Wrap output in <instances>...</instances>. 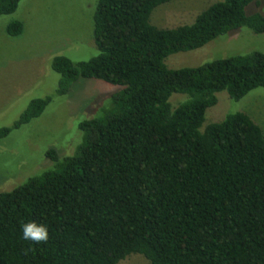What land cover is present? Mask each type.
Segmentation results:
<instances>
[{
    "label": "trees",
    "instance_id": "16d2710c",
    "mask_svg": "<svg viewBox=\"0 0 264 264\" xmlns=\"http://www.w3.org/2000/svg\"><path fill=\"white\" fill-rule=\"evenodd\" d=\"M170 0H95V54L58 55L53 96L78 79L117 86L100 113L77 123L73 151H44L45 167L0 191V264H116L139 254L149 264H264V138L242 112L201 130L204 111L225 91L238 100L264 89V52L252 50L168 68L165 58L244 27L264 33L253 0H218L189 24L158 28L150 12ZM19 0H0V15ZM8 36L22 31L12 20ZM187 99L170 109L168 97ZM52 95L29 100L0 138L38 117ZM178 103V102H177ZM96 112V111H95ZM43 224L48 240H25Z\"/></svg>",
    "mask_w": 264,
    "mask_h": 264
},
{
    "label": "rangeland",
    "instance_id": "374dc122",
    "mask_svg": "<svg viewBox=\"0 0 264 264\" xmlns=\"http://www.w3.org/2000/svg\"><path fill=\"white\" fill-rule=\"evenodd\" d=\"M216 1L170 0L150 12L149 22L158 28L189 24ZM94 4L95 0H19L14 12L0 15V127L10 125L29 100L52 95L38 117L0 138V191L10 190L45 167L47 148L58 155L71 154L79 138L77 123L99 114V107L118 89L100 80L78 79L65 95L53 96L58 75L49 67L51 58L62 55L80 61L95 54L90 18ZM244 12L264 16V0L251 1ZM12 20L22 24L16 36H8L4 30ZM252 50L264 52V33L240 27L199 48L170 54L164 64L168 68L197 66ZM215 96L216 103L205 109L199 130L238 111L259 126L264 138V89L255 88L236 101L225 91ZM186 99L185 94L172 93L167 101L173 109ZM116 264L149 263L139 254H129Z\"/></svg>",
    "mask_w": 264,
    "mask_h": 264
},
{
    "label": "clouds",
    "instance_id": "9594fccd",
    "mask_svg": "<svg viewBox=\"0 0 264 264\" xmlns=\"http://www.w3.org/2000/svg\"><path fill=\"white\" fill-rule=\"evenodd\" d=\"M22 235L25 240L36 243H42L48 240L47 227L43 224H37L35 221H29L22 225Z\"/></svg>",
    "mask_w": 264,
    "mask_h": 264
}]
</instances>
